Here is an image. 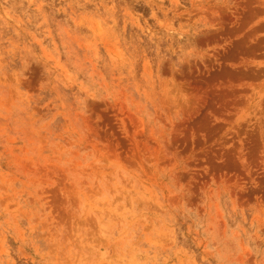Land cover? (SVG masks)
<instances>
[{
    "label": "rangeland",
    "instance_id": "obj_1",
    "mask_svg": "<svg viewBox=\"0 0 264 264\" xmlns=\"http://www.w3.org/2000/svg\"><path fill=\"white\" fill-rule=\"evenodd\" d=\"M0 264H264V0H0Z\"/></svg>",
    "mask_w": 264,
    "mask_h": 264
}]
</instances>
